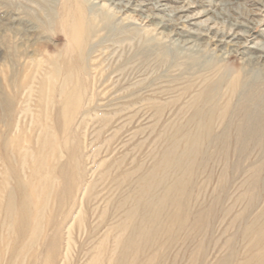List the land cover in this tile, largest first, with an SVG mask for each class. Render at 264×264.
<instances>
[{
    "label": "rangeland",
    "instance_id": "obj_1",
    "mask_svg": "<svg viewBox=\"0 0 264 264\" xmlns=\"http://www.w3.org/2000/svg\"><path fill=\"white\" fill-rule=\"evenodd\" d=\"M116 1L0 0V264H264V143L195 130L264 0Z\"/></svg>",
    "mask_w": 264,
    "mask_h": 264
},
{
    "label": "bare ground",
    "instance_id": "obj_2",
    "mask_svg": "<svg viewBox=\"0 0 264 264\" xmlns=\"http://www.w3.org/2000/svg\"><path fill=\"white\" fill-rule=\"evenodd\" d=\"M93 1L95 0H81L83 5L84 3H93ZM97 1L98 3L101 1L107 2L108 7H112L113 9L111 13L120 15V17L121 14L123 15L127 12L131 6L129 2L122 3L116 0ZM143 19L148 22L151 18L150 15H146L143 16ZM122 20L131 22L128 16ZM83 23H85V17L83 16L82 6H79L75 22L78 30L74 28L70 31L68 37L70 36L71 39L75 40V37L80 35L83 36V32L81 31V25ZM157 28L158 30H164L166 29V25L164 23H159L156 24L155 29ZM159 33L165 34L162 31ZM171 33L173 34L171 35ZM165 35L169 38L181 34L171 31ZM192 35L193 34L189 31L185 36L192 37ZM249 35V28L241 34L243 37H249ZM224 43L225 40L222 39H210V44H213L214 48L223 46ZM183 44L187 49L195 51V54L192 55L198 54V51L202 49L200 44L194 40H189V38L184 40ZM216 50L217 49H215V51ZM218 50L220 53L219 56L217 54L219 62L227 60L233 53H236V48L223 51L220 49ZM142 56L146 59L149 58V54L146 52L143 53ZM194 57H197V55ZM190 58L192 59V56L188 59ZM190 62H193V66H196L198 60L195 59ZM239 63V69L236 71L227 69L217 72L210 80L208 78L209 81L207 86L199 93L195 102V112L198 116L200 115V120L195 125V130L199 133L200 137V139L198 138V143H200V141L202 143L209 133L215 130L212 126L215 119L221 120L223 130H230L234 123L238 122L235 141L237 147L243 146L244 140L246 139L248 143H264V43L260 42L255 44L251 47V50L242 52L239 57ZM54 73L58 74V71H54ZM218 110H222L221 116L216 115ZM218 114H220V112ZM187 143L191 148H195V144H197L196 140L191 141V139Z\"/></svg>",
    "mask_w": 264,
    "mask_h": 264
}]
</instances>
